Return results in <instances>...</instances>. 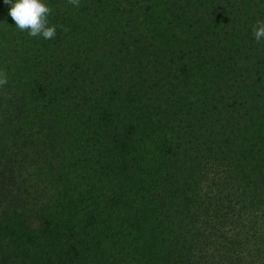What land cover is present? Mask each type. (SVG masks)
<instances>
[{"label": "trees", "instance_id": "obj_1", "mask_svg": "<svg viewBox=\"0 0 264 264\" xmlns=\"http://www.w3.org/2000/svg\"><path fill=\"white\" fill-rule=\"evenodd\" d=\"M43 2L0 0V264H264V0Z\"/></svg>", "mask_w": 264, "mask_h": 264}, {"label": "clouds", "instance_id": "obj_2", "mask_svg": "<svg viewBox=\"0 0 264 264\" xmlns=\"http://www.w3.org/2000/svg\"><path fill=\"white\" fill-rule=\"evenodd\" d=\"M10 5L8 15L15 22L20 31H25L29 36H40L45 40H50L56 36V26L49 25L48 17L52 9L46 5L43 0H4ZM68 3L74 7H80V0H68ZM63 31H68L64 28ZM254 39L260 42L264 39V21H257L252 26ZM8 83L7 73L0 71V87Z\"/></svg>", "mask_w": 264, "mask_h": 264}]
</instances>
